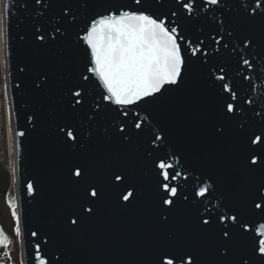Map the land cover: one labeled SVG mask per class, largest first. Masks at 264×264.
Masks as SVG:
<instances>
[{
	"label": "snow or ice",
	"instance_id": "6c2138e0",
	"mask_svg": "<svg viewBox=\"0 0 264 264\" xmlns=\"http://www.w3.org/2000/svg\"><path fill=\"white\" fill-rule=\"evenodd\" d=\"M171 5L168 7L165 0H128L125 3H111L109 0H15L10 6L8 0H0V66H3L5 72L10 71V15H15L17 28L27 22L28 33L17 32L16 39L23 43L30 35L37 55L40 50L50 46L56 49L66 46L71 59L76 62L79 60V53H82L83 69L74 79L71 73L68 74L62 92L61 107L74 118L55 125L58 140L75 149L85 147L96 138L97 117L110 105L125 108L138 106L140 102H146L147 98L170 104L187 82L191 58H202L207 62L208 45L199 37L196 40L187 38L182 17L183 20L199 19L201 12L204 13L203 18L210 20L213 25L214 34L210 37V42L216 45L213 52L219 53L221 48L230 50L238 63L247 68H253L256 58L264 60V0H171ZM57 7L59 10L53 12ZM209 12L212 13L210 17ZM81 17L84 27L72 32L75 40L65 44L70 30L78 25ZM226 37L227 41L222 44ZM233 41L238 43H232ZM187 53L190 56L186 57ZM245 56L251 59L244 58ZM17 70L21 74L26 71L35 73L31 81L34 92L43 93L50 89L51 74L44 67L30 68L27 64H18ZM214 71L221 73L215 79L222 82V90L230 94L232 101L237 100V93L230 84L223 83L227 77L225 67L220 66ZM97 80L99 84H96ZM92 85L102 87L103 91L98 94V99L96 95H92L90 102L89 87ZM4 96L8 99L7 83L4 84ZM105 101L108 102L107 105L104 104ZM194 103V100L189 102L178 123L187 122ZM246 103L250 104L251 101ZM237 107L232 102H226L224 115L231 119L228 114L234 115ZM7 112L11 122V106ZM116 115L111 128L121 145L131 143L133 134L139 137L144 133L147 121L148 131L151 133L149 144L152 148L146 155L152 158L155 151L167 147L166 129L155 128L148 116L141 117L139 113H135L129 123L127 110L117 112ZM256 116L264 122V108L260 113H255L253 109V118ZM36 119L35 113L27 116L33 129L36 127ZM240 126L242 129L245 127L243 123ZM9 131H12L11 128ZM103 131L106 141L111 142L113 135L108 134L109 128L105 127ZM257 131L259 134H256ZM14 136L24 137L25 132H15ZM223 137V125L212 124L208 142L217 143ZM153 168L157 176L158 192L155 226L166 229L179 199L180 185L173 182L181 178L187 182V169L181 165V155L171 148L153 159ZM245 168L250 173L260 171L264 174V127L254 130L248 136ZM93 176L94 169L88 160L68 162V180L74 185H82V198L67 210L65 217L73 232L97 213L104 187L95 182ZM107 183L112 188L119 189L117 201L121 208H130L139 199L136 185L130 182L127 172L118 166L110 168ZM27 191L34 192L32 182H28ZM206 193L211 195L209 185L205 183L195 190L194 196L205 197ZM184 200L187 201L188 197L185 196ZM9 203L16 221L15 233L20 235L21 224L16 203L11 199ZM223 208L225 210L221 211L220 204L214 208L205 204L203 212L197 216L190 243L157 246L149 264H264V179L248 193L247 217L227 204ZM212 225H216L218 230L209 235ZM31 235L38 237L40 234L33 231ZM168 235L172 237L174 233L169 232ZM47 241L45 234L43 242ZM200 241L208 242L206 252H202L198 246ZM11 243L9 236L0 229V244L7 248ZM35 249V264H63L62 254L57 256L54 253H42L40 243L35 245Z\"/></svg>",
	"mask_w": 264,
	"mask_h": 264
},
{
	"label": "water",
	"instance_id": "95a60500",
	"mask_svg": "<svg viewBox=\"0 0 264 264\" xmlns=\"http://www.w3.org/2000/svg\"><path fill=\"white\" fill-rule=\"evenodd\" d=\"M8 2L11 6L15 0ZM109 2L125 3L128 0ZM165 2L168 7L172 6L171 0ZM58 10L57 7L53 12ZM12 12H15L14 7ZM211 15L209 12V17ZM216 15L219 16L218 13ZM200 16L201 18L193 20H183V17L181 19L188 39L196 40L199 37L208 45L207 62L202 58H191L187 82L176 98L167 105L151 98L140 102L138 106L126 108L112 104L97 117L96 138L83 148L72 149L58 140L55 125L74 118L61 107L62 92L68 74L71 73L74 79L83 69L82 53H79V60L76 62L71 59L66 46L60 49L50 46L40 50L37 55L30 35L23 43L16 39L17 32L28 33L27 22L17 28L15 15H10L11 66L10 71H4V74L5 83L8 84L6 100L8 107H12L9 129L12 130L10 134L14 188L21 224L19 236L23 264H30V261L35 264L37 243L41 244L42 253L49 252L57 256L62 254L63 264H149L157 246L190 243L197 216L203 212L205 204L209 208L220 204L221 211L225 210L223 205L227 204L247 217L248 193L255 184L264 179V174L260 171L250 173L245 168L248 136L254 130L264 127V122L258 116L253 118V109L255 113H260L264 108V60L256 58L253 68H247L238 63L230 50L221 48L219 53L213 52L216 48L210 42V37L214 34L213 25L210 20L203 18V12ZM83 27L84 20L81 17L64 43L70 44L74 41L75 35L72 32ZM226 41L227 37L221 43ZM244 58L251 59L247 56ZM18 64L47 69L51 74L50 89L43 93L34 92L31 81L35 73L26 71L21 74L17 70ZM220 66H224L227 72L223 83H229L237 93L235 101L230 99L229 93L222 90V82L215 79L221 73L214 70ZM96 84H99L98 80ZM101 91L102 87L90 86V102L92 95H96L98 99ZM193 100L195 103L191 105L187 122L178 123L189 102ZM226 102L238 105L234 115L228 114L231 119L224 115ZM104 104L107 105L108 102L105 101ZM125 110L129 112V123L132 122L134 114L139 113L141 117L148 116L155 128H165L168 133L167 147L155 151L152 158L146 155L152 148L149 144L151 133L148 131L147 121L144 133L139 137L133 134L131 143L121 145L112 132L111 124L117 118L116 113ZM33 113L37 116L35 129L27 120V116ZM242 123L245 125L243 129L240 126ZM212 124L224 127V137L217 143H209L207 139ZM105 127L109 128L108 134L113 135L111 142L105 139ZM18 131H24L25 136H14ZM168 148L181 155V165L187 169V182L184 178L173 182L180 185L177 208L171 213L167 228L158 229L155 226L158 205L157 176L153 159L163 155ZM81 159L88 160L92 165L93 179L103 185L104 191L98 202L96 215L86 219L73 232L65 217L67 210L78 204L82 198V185H74L68 180L67 164L69 161ZM116 166L127 172L130 182L139 191V199L127 209L118 204L119 189L112 188L107 183L110 168ZM28 182L33 183L32 193L27 191ZM205 183L209 185L211 195L206 193L205 197L194 196L195 190ZM185 196L188 197L187 201L184 200ZM217 230V226L212 225L209 235ZM33 231H38L40 235L33 237ZM169 232L174 235L170 237ZM45 234L48 237L47 243L43 242ZM198 246L202 252H206L208 242L200 241Z\"/></svg>",
	"mask_w": 264,
	"mask_h": 264
},
{
	"label": "rangeland",
	"instance_id": "374dc122",
	"mask_svg": "<svg viewBox=\"0 0 264 264\" xmlns=\"http://www.w3.org/2000/svg\"><path fill=\"white\" fill-rule=\"evenodd\" d=\"M0 81H1V88L3 89V80H2V66H0ZM4 116V106H3ZM5 128H6V117H5ZM7 138V135H6ZM7 147V163L11 162V158L9 156V145L6 142ZM15 218L12 216V207L6 201H0V221L4 225L3 227L8 233L9 238L11 239L12 243L5 248L2 244H0V264H20L19 259V248H18V239L15 233V226L14 225ZM8 253L6 256L5 253Z\"/></svg>",
	"mask_w": 264,
	"mask_h": 264
},
{
	"label": "trees",
	"instance_id": "16d2710c",
	"mask_svg": "<svg viewBox=\"0 0 264 264\" xmlns=\"http://www.w3.org/2000/svg\"><path fill=\"white\" fill-rule=\"evenodd\" d=\"M6 128H5V116L3 112V90L1 88L0 81V201L13 200V193L10 191L7 194V190L10 186V174L9 166L7 163V147H6ZM4 225L0 221V229H3L5 234L7 231L3 227Z\"/></svg>",
	"mask_w": 264,
	"mask_h": 264
},
{
	"label": "bare ground",
	"instance_id": "6f19581e",
	"mask_svg": "<svg viewBox=\"0 0 264 264\" xmlns=\"http://www.w3.org/2000/svg\"><path fill=\"white\" fill-rule=\"evenodd\" d=\"M6 112H7V108H6ZM7 118H8V112H7ZM10 122H9V118H8V124H9ZM9 143H10V146H11V138H10V140H9ZM11 159H12V154H11ZM13 186H14V184H13Z\"/></svg>",
	"mask_w": 264,
	"mask_h": 264
}]
</instances>
